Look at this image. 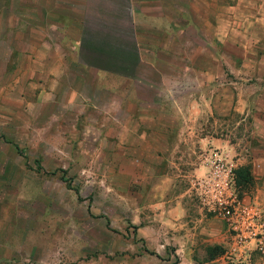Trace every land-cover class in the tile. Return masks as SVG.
<instances>
[{
    "label": "rangeland",
    "instance_id": "rangeland-1",
    "mask_svg": "<svg viewBox=\"0 0 264 264\" xmlns=\"http://www.w3.org/2000/svg\"><path fill=\"white\" fill-rule=\"evenodd\" d=\"M140 5L142 16L161 12L150 2ZM227 6L253 15L264 0H170L168 36L131 25L130 0H0V20L25 22L14 26L20 33L0 34V137L8 141L0 138V264L263 263L258 253L246 262L224 257L225 226L199 208L193 177L183 178L177 163L167 170L153 147L133 148L130 123L114 119L123 90L128 97L131 86L134 94L151 95L147 85L158 80L151 65L158 72L163 62L181 65L172 51L184 48L186 67L215 66L209 57L220 47L210 43V27L192 21L224 14ZM163 40L170 58L151 57ZM196 81L210 94L202 75L187 73L183 92L197 104L186 113L200 117L195 126L203 134L228 142L236 165L240 158L249 166L251 132L264 123L251 112L240 121L235 112L209 109L192 89ZM251 108L262 113L264 103ZM169 172L174 183L163 177ZM237 193L251 202L248 185Z\"/></svg>",
    "mask_w": 264,
    "mask_h": 264
},
{
    "label": "crops",
    "instance_id": "crops-1",
    "mask_svg": "<svg viewBox=\"0 0 264 264\" xmlns=\"http://www.w3.org/2000/svg\"><path fill=\"white\" fill-rule=\"evenodd\" d=\"M130 2L131 12L130 20H128L131 25L149 26L153 32H161L166 36L170 34V0H130ZM141 2H150L151 5L148 8H161L160 14L152 17L142 16ZM215 4H210L211 9H216ZM164 5L167 6L166 13H164ZM227 8L224 14L218 10L213 11L208 20L193 19L192 21L195 27L197 25L210 27L209 41L210 43L214 41L220 47H218L219 51L216 50L209 57L211 64L215 66H202L198 69L193 66L186 67L184 48L181 51L179 49L176 55L172 51V57L181 59V65L175 68L167 65L168 61L166 64L163 62L159 72L155 64L151 65L149 71L153 76L157 75L158 80L147 85V88L152 90L149 97L140 93L134 94L131 86L129 97L126 96L125 89L121 92L120 101L117 103L119 116L115 115L114 119L130 123L131 146L139 149L141 153H149L150 147H153L155 150L153 154H160V164L166 163L167 170L174 163L183 166L182 175L185 179H191L203 172L201 154L191 155L193 149L204 151L208 145L231 152L226 140L203 134L195 126V123L201 120L197 114L186 113L187 106L193 107L197 104L196 99L187 100L183 92L187 73L203 76L210 94L205 95L201 82L192 83V89L197 93L199 90L203 93V99L209 109L218 110L219 108L222 112L221 116L228 115L231 111L235 112L240 115V121H243L251 112L249 116L253 121L264 123V111L260 113L251 108L257 100L264 103V10L251 15L244 14V10L235 13L237 7L227 6ZM20 25H25V22L19 17L1 19L0 26L4 28L0 29V34L4 36L17 31L20 33L19 29H14V26ZM182 33L183 31L178 30L179 38ZM260 38H263L261 48L254 50ZM34 44L32 48L36 50V43ZM165 45L168 47L169 44L163 40L162 49L156 48L154 49L156 55L152 51L149 55L154 58L157 52L165 53L166 59H169L171 54L163 51ZM37 46L40 47L39 44ZM247 47H253V50ZM137 58L141 61L146 56L138 54ZM235 61H239V64H235ZM170 78L173 80L172 83ZM214 115L219 116L217 113ZM186 123L190 125L186 126ZM251 137L254 142L247 151L249 157L247 163L252 180L249 186L252 197L249 202L259 208L264 220V129H254ZM168 139L171 140L168 141ZM238 161L237 167L245 166L243 159L239 158ZM174 176L175 174L172 175L169 172L163 177L168 182L174 183ZM169 189L172 188L169 187ZM175 210L180 213L182 208L177 207Z\"/></svg>",
    "mask_w": 264,
    "mask_h": 264
},
{
    "label": "built area",
    "instance_id": "built-area-1",
    "mask_svg": "<svg viewBox=\"0 0 264 264\" xmlns=\"http://www.w3.org/2000/svg\"><path fill=\"white\" fill-rule=\"evenodd\" d=\"M203 172L191 180L199 208L222 222L228 235L224 257L246 262L252 253L264 255V220L259 208L239 197L237 165L224 148L208 147L201 154Z\"/></svg>",
    "mask_w": 264,
    "mask_h": 264
},
{
    "label": "trees",
    "instance_id": "trees-1",
    "mask_svg": "<svg viewBox=\"0 0 264 264\" xmlns=\"http://www.w3.org/2000/svg\"><path fill=\"white\" fill-rule=\"evenodd\" d=\"M125 16V19H127L126 17H128V14H124ZM1 138V137H0ZM4 142H8L7 140L1 138ZM12 144V143H11ZM13 147L17 150V152H20L18 150V148L16 147V145H13ZM35 163V166H36V170L41 172V173H44L40 167V165L38 164V161L35 160L34 161ZM46 174H49V175H52L53 173H46ZM63 174V172H62ZM234 175H235V179H234V183H235V187L236 189L238 190L239 189V186L240 185H248V186H251L252 184V180H251V177H250V174H249V166H239L235 169L234 171ZM61 178H62V181L65 182L67 184V186L69 185V180L65 179L63 175H61ZM74 192L77 193V190L74 189ZM148 254L150 255H155L154 253L152 252H149Z\"/></svg>",
    "mask_w": 264,
    "mask_h": 264
}]
</instances>
